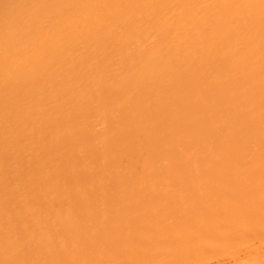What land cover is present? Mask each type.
Instances as JSON below:
<instances>
[{"label":"bare ground","instance_id":"bare-ground-1","mask_svg":"<svg viewBox=\"0 0 264 264\" xmlns=\"http://www.w3.org/2000/svg\"><path fill=\"white\" fill-rule=\"evenodd\" d=\"M0 264H264V0H0Z\"/></svg>","mask_w":264,"mask_h":264}]
</instances>
